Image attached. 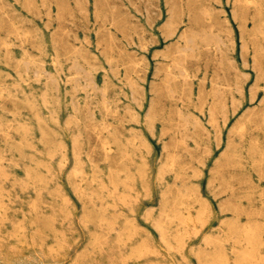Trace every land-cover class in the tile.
Instances as JSON below:
<instances>
[{
    "label": "rangeland",
    "instance_id": "374dc122",
    "mask_svg": "<svg viewBox=\"0 0 264 264\" xmlns=\"http://www.w3.org/2000/svg\"><path fill=\"white\" fill-rule=\"evenodd\" d=\"M0 264H264V0H0Z\"/></svg>",
    "mask_w": 264,
    "mask_h": 264
}]
</instances>
